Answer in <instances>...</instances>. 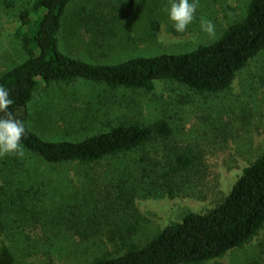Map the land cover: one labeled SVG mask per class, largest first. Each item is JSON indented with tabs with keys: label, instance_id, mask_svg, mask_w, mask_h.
<instances>
[{
	"label": "rangeland",
	"instance_id": "obj_1",
	"mask_svg": "<svg viewBox=\"0 0 264 264\" xmlns=\"http://www.w3.org/2000/svg\"><path fill=\"white\" fill-rule=\"evenodd\" d=\"M33 2L0 0V75L25 57L18 15ZM249 2L198 0L196 18L178 33L167 18L168 0H71L60 48L97 64L189 51L217 40L243 18ZM201 18L213 22L214 36L200 30ZM160 118L173 128L167 147L155 142L90 164L47 165L26 151L0 157V245L10 248L16 264H90L101 254L143 245L186 212L216 206L264 151V51L217 94L173 81H158L152 91L83 79L41 85L27 125L45 139H81L119 122L148 125ZM168 147L197 157V174L173 196L155 172L168 162ZM27 189L11 207L12 197ZM203 264H264V226L242 247Z\"/></svg>",
	"mask_w": 264,
	"mask_h": 264
},
{
	"label": "trees",
	"instance_id": "obj_2",
	"mask_svg": "<svg viewBox=\"0 0 264 264\" xmlns=\"http://www.w3.org/2000/svg\"><path fill=\"white\" fill-rule=\"evenodd\" d=\"M70 1L34 0L31 8L20 11L17 34L25 57L0 75V85L9 89L13 100L10 111L25 125L24 151L47 165L96 163L151 143L165 144L173 128L160 118L148 125L119 122L81 139H45L27 125L29 103L41 85L83 79L111 88L152 91L158 81H173L198 93L217 94L228 90L236 74L264 51V0H250L243 18L232 22L217 40L189 51L137 55L111 64L84 61L60 48L59 32ZM167 150L168 162L155 172L173 196L197 174V157L188 150ZM142 171L149 174L145 167ZM28 191H18L11 207L18 206ZM263 226L264 151L243 168L213 208L204 213L186 212L179 222L167 225L143 245H128L119 254H101L90 264H203L242 247ZM0 264H16L12 251L3 244Z\"/></svg>",
	"mask_w": 264,
	"mask_h": 264
},
{
	"label": "clouds",
	"instance_id": "obj_3",
	"mask_svg": "<svg viewBox=\"0 0 264 264\" xmlns=\"http://www.w3.org/2000/svg\"><path fill=\"white\" fill-rule=\"evenodd\" d=\"M198 0H168L166 14L174 30L186 31L196 18ZM200 30L208 36L215 35V25L211 20L201 18ZM13 104L9 89L0 85V157L8 154H23L22 137L25 125L18 119L9 106Z\"/></svg>",
	"mask_w": 264,
	"mask_h": 264
}]
</instances>
